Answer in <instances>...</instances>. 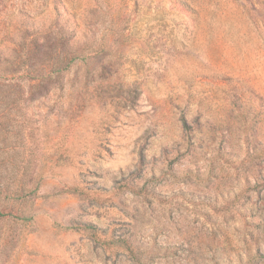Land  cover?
<instances>
[{"label":"rangeland","instance_id":"obj_1","mask_svg":"<svg viewBox=\"0 0 264 264\" xmlns=\"http://www.w3.org/2000/svg\"><path fill=\"white\" fill-rule=\"evenodd\" d=\"M0 264H264V0H0Z\"/></svg>","mask_w":264,"mask_h":264}]
</instances>
